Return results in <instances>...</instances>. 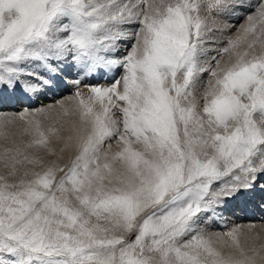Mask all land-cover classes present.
Returning a JSON list of instances; mask_svg holds the SVG:
<instances>
[{
  "label": "snow or ice",
  "instance_id": "1",
  "mask_svg": "<svg viewBox=\"0 0 264 264\" xmlns=\"http://www.w3.org/2000/svg\"><path fill=\"white\" fill-rule=\"evenodd\" d=\"M0 264H264V0H0Z\"/></svg>",
  "mask_w": 264,
  "mask_h": 264
},
{
  "label": "bare ground",
  "instance_id": "2",
  "mask_svg": "<svg viewBox=\"0 0 264 264\" xmlns=\"http://www.w3.org/2000/svg\"><path fill=\"white\" fill-rule=\"evenodd\" d=\"M113 147H115V145H113ZM243 216V214L242 213H240L239 211L236 213V217H242ZM236 217H228V224H227V227H231L230 226V224H231V221L233 220V219H235L236 220ZM231 219V220H230ZM238 222H246V221H238ZM225 228V226L222 224L220 227H217V228H215V226H214V229H212V230H214V231H221L222 229H224ZM226 229V228H225ZM223 231V230H222Z\"/></svg>",
  "mask_w": 264,
  "mask_h": 264
},
{
  "label": "rangeland",
  "instance_id": "3",
  "mask_svg": "<svg viewBox=\"0 0 264 264\" xmlns=\"http://www.w3.org/2000/svg\"><path fill=\"white\" fill-rule=\"evenodd\" d=\"M233 22H235V21H233ZM242 22V21H241ZM101 83H103V81L101 82ZM51 102V100L49 99V100H45V101H43V103H50ZM36 106H39L38 104L36 105ZM229 220V219H228ZM231 220V219H230ZM233 220H235V219H233ZM232 220V221H233ZM230 226H231V224H230ZM215 228H217V227H215ZM213 229H214V226H213ZM222 230H226L225 228L224 229H222ZM221 230V231H222Z\"/></svg>",
  "mask_w": 264,
  "mask_h": 264
}]
</instances>
